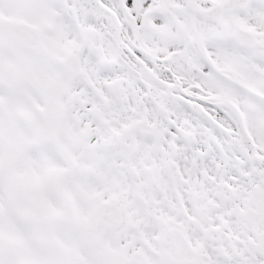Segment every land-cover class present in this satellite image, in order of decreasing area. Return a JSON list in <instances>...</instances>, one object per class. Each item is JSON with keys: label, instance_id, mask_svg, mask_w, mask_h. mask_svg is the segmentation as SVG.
Instances as JSON below:
<instances>
[{"label": "snow or ice", "instance_id": "1", "mask_svg": "<svg viewBox=\"0 0 264 264\" xmlns=\"http://www.w3.org/2000/svg\"><path fill=\"white\" fill-rule=\"evenodd\" d=\"M0 264H264V0H0Z\"/></svg>", "mask_w": 264, "mask_h": 264}]
</instances>
